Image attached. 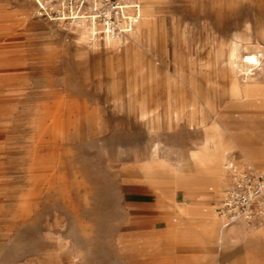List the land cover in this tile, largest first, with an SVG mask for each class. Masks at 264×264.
I'll return each instance as SVG.
<instances>
[{"label": "rangeland", "instance_id": "rangeland-1", "mask_svg": "<svg viewBox=\"0 0 264 264\" xmlns=\"http://www.w3.org/2000/svg\"><path fill=\"white\" fill-rule=\"evenodd\" d=\"M29 7L0 0V264H260L240 240L175 242L192 220L167 232L191 203L222 220L215 184L182 181L208 131L264 143V0H142L138 38L111 47Z\"/></svg>", "mask_w": 264, "mask_h": 264}, {"label": "built area", "instance_id": "built-area-1", "mask_svg": "<svg viewBox=\"0 0 264 264\" xmlns=\"http://www.w3.org/2000/svg\"><path fill=\"white\" fill-rule=\"evenodd\" d=\"M36 15L61 25H87L92 37L126 42L140 22L142 0H36ZM229 186L216 205L227 227L243 223L264 226V170L251 163L228 164Z\"/></svg>", "mask_w": 264, "mask_h": 264}, {"label": "crops", "instance_id": "crops-1", "mask_svg": "<svg viewBox=\"0 0 264 264\" xmlns=\"http://www.w3.org/2000/svg\"><path fill=\"white\" fill-rule=\"evenodd\" d=\"M26 1H27V4L30 6L29 7L30 11L33 7V4L35 5L36 8L38 7V2L36 0H26ZM235 132H237L236 135L238 137H242L243 134L247 132V130L243 128L236 129L234 130V132H232V135L231 134L227 135L226 141L224 143V148H228L226 151L224 150L227 156V159L229 157L228 155L230 151L232 150H239L242 153V146L240 144L241 143L240 141H242L243 139L236 138L234 136ZM250 138L252 139V137ZM242 154L244 156V159L241 160V162L245 161L246 159V154H244V152ZM191 158L193 161L194 173L191 175L190 178L188 177L182 178V181H185V183L187 181L188 184L190 181H192V185L190 184L189 187H187L188 191L195 192L198 190V188H201V185L203 184V182L204 183L211 182L217 186L219 192L224 193L227 187L229 186L227 166L231 161H229V159L227 161H224L220 158H217L213 153H208L204 149L194 150ZM226 162H228L227 165H226ZM258 168L264 170L263 166L262 167L258 166ZM226 169H227V175L225 173ZM203 207L204 206H202L200 202L191 203V204H187L186 206H184V208L182 209V212L178 213L179 218L176 219L177 224H174L170 227V229L167 232V236L171 235L170 232L173 229H175V227L179 223L187 224L185 222L192 220V223L195 226L191 225V228L181 227V229L178 230L179 232L175 229V232L173 235L176 238H179V239H176L175 242L177 243L180 242L184 244H192V245H196L200 247H206L207 245L213 244L216 241L228 243L232 240H240V241H243L246 247L247 256L250 259L256 256L257 254H260V253L264 254V239L262 238V235L264 233V226H259L256 230H250V229L243 227L242 224L241 225L239 224L233 227L231 230H228L227 233L224 235L223 230H222V220L223 219L216 220L213 217L212 209L210 212H208V214H205V215L201 214V210ZM204 209H207V207L205 206ZM223 224H224V221H223ZM229 226L227 227L224 226V228H228ZM260 264H264V260H262Z\"/></svg>", "mask_w": 264, "mask_h": 264}, {"label": "bare ground", "instance_id": "bare-ground-1", "mask_svg": "<svg viewBox=\"0 0 264 264\" xmlns=\"http://www.w3.org/2000/svg\"><path fill=\"white\" fill-rule=\"evenodd\" d=\"M151 2V1H150ZM147 3V2H146ZM145 13L142 14V19H143V16H144ZM140 19H141V13H140ZM141 19V21H142ZM61 25V24H59ZM139 26H137V28L133 31H131L130 35L133 36V38L137 39L138 38V34H139V30L140 28L142 29V23L139 22L138 24ZM64 28H67V29H70L69 30V33L71 34V36L74 38V40H76V42L78 44H81V45H84L86 47H93V46H97L99 44H103V43H100V42H97L93 37H92V34H93V28L87 26V25H73V26H69V27H64ZM69 34V35H70ZM130 38V36H129ZM104 42H107V44L111 47L113 45H116L117 43L119 44H122L121 41L117 40V39H114L112 37H106V40ZM124 43V42H123ZM120 46V45H119ZM260 55V54H259ZM259 55L258 54H254V53H251V54H247L243 57V62H245L246 64L249 65V68L248 70H242L244 71V74L246 76L250 75V74H253V71L255 69L256 66H260L261 65V61H260V58H259ZM254 76V75H253ZM250 79V78H249ZM264 82V81H263ZM255 84V83H254ZM253 84V86H254ZM248 82L247 81H241L239 78H236V88H237V92L240 94V96L238 97H235L234 99L236 100H241L243 99L247 94H248ZM256 86V85H255ZM250 87V86H249ZM252 88V87H250ZM256 88V87H255ZM250 91V90H249ZM257 91V90H256ZM257 96V95H256ZM253 97V96H251ZM249 100H252L250 98H248ZM256 99V98H255ZM84 116L81 115V117ZM80 117V118H81ZM231 128V127H230ZM215 130H216V133H212V132H207L206 133V138H205V142L203 144L204 148H206V152L208 153H213L217 158H220L222 160H227V156L224 152V143L226 141V138H227V133H226V130L225 128H223L222 126L220 125H216L215 126ZM221 130V133L219 135H217V131H220ZM55 133V132H54ZM232 133V132H231ZM230 133V134H231ZM234 134V133H233ZM237 132H235L234 136L236 138H242L243 140L240 141L242 144V146L248 148V150L253 154V155H257V154H264V143L263 142H257V141H254L252 139H249V138H246V137H238L237 135ZM52 135V134H51ZM239 135V134H238ZM56 140V139H55ZM203 152V151H202ZM201 153V152H200ZM205 157V156H204ZM200 160V159H199ZM205 160V158H204ZM201 161V160H200ZM244 162H247V163H251V164H254V162H252L251 160L249 159H245ZM260 163L263 162V160L259 161ZM205 163V162H204ZM203 163V164H204ZM257 166V165H256ZM258 167V166H257ZM221 168V167H220ZM214 169V168H213ZM216 170V169H215ZM221 170V169H220ZM217 171V170H216ZM222 171V170H221ZM203 182V181H202ZM204 183V182H203ZM196 184V183H195ZM198 184V183H197ZM194 185V183H193ZM37 191V190H36ZM185 215V214H184ZM223 223V221H222ZM241 225L247 229H250V230H256L258 227H255V228H250V227H247L245 224L243 223H235L234 225L230 226V228L227 229L228 230H231L233 227L237 226V225ZM216 228V227H215ZM183 235V234H182Z\"/></svg>", "mask_w": 264, "mask_h": 264}]
</instances>
